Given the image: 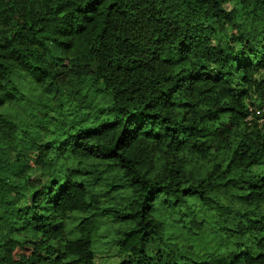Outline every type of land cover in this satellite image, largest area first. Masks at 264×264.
I'll use <instances>...</instances> for the list:
<instances>
[{"label":"clouds","instance_id":"9594fccd","mask_svg":"<svg viewBox=\"0 0 264 264\" xmlns=\"http://www.w3.org/2000/svg\"><path fill=\"white\" fill-rule=\"evenodd\" d=\"M109 2L111 10L103 0H69L73 7L99 4L92 15L103 21L108 13L109 24L121 8L136 0ZM154 3L163 7L160 0ZM165 3L167 31H157V26L138 16L140 27L130 34L135 39L131 54L153 69L140 77L143 83L130 98L108 86L114 74L100 49L87 63L95 79L85 76L74 82L78 93L70 91L71 77L66 75L85 59L78 48L62 53L64 69L58 64L49 67L53 53L61 54L54 45L34 49L40 59L31 63L49 68V75L39 83L30 68L15 63L0 76V214L7 204L29 219L45 207L49 218L62 222L46 225L48 232L28 229L36 244L21 240L41 253L46 252L44 245L55 249L46 264H63L54 259L57 252L71 250L69 260L82 257L89 250L84 241L101 236V243L92 249L101 257L97 260L93 255L95 264H119L126 258L134 264L142 261L146 257L128 250L133 244L154 259L169 253V264L173 260L228 264L241 248L253 257L264 254V246L258 244L264 241V195L250 202L241 199L250 191L248 181L259 183L264 177V0ZM131 16L129 9L126 17ZM86 20L77 18L78 23L62 26L74 30ZM96 23L91 21L86 31ZM155 35L166 39L153 44ZM97 43L93 41L94 49ZM53 72L60 75L45 97ZM222 74L227 79L215 84L204 79ZM8 93L14 95L9 98ZM184 100L191 104L181 105ZM225 105L247 109L248 115H211ZM104 128L111 131L81 142L86 132ZM244 148L248 155L241 161ZM253 156L258 160L248 166ZM124 212L143 218L139 223H121ZM14 226L0 220V256L8 258L0 264L18 260L27 264L34 259L19 255L20 244H6L9 236L16 235L9 230ZM146 227L154 229L146 239L137 234L127 247L118 243L125 231L142 232ZM229 228L237 231L230 233Z\"/></svg>","mask_w":264,"mask_h":264},{"label":"trees","instance_id":"16d2710c","mask_svg":"<svg viewBox=\"0 0 264 264\" xmlns=\"http://www.w3.org/2000/svg\"><path fill=\"white\" fill-rule=\"evenodd\" d=\"M107 3L108 9L111 10L113 3L109 0H103ZM114 2V0H113ZM43 4V7H36ZM160 4L163 7L155 5L154 0H136L134 3H129L128 8H121L116 13L117 19L113 20L110 24L106 22L108 13H105V18L101 21L98 17L93 16L92 13L96 11L99 4L85 3L83 5L77 4L74 7L69 3V0H0V76L9 69V66L13 63L20 68L28 67L31 69V75L34 81L39 83L49 75V68L43 67L40 63H31L33 59H40L39 55H34V49H47L49 44L55 46L61 54L55 56L54 61H49V67L53 64H58L61 69L67 67L65 56L62 54L69 49L78 48L81 51V55L85 57L83 63L76 69H70L66 74L71 77L68 81V87L72 93H78L79 88L74 86L75 83H79L80 79L85 76H92V69L87 67L88 59L98 54L96 49H100L106 58V64L108 70L113 73V78L109 83V87L115 86L117 91L126 97L130 98L132 94H135L141 87L143 81L140 77L151 72L152 66L145 61L138 60L136 55H132V46L135 43V39H130L131 32L139 28L137 17L143 16L148 22L157 26V31H167V25L170 21L167 19L165 12L168 9V5L165 0H160ZM54 6V7H53ZM67 9V11L65 10ZM131 10L132 16L126 17V12ZM63 12L64 15L60 16L59 13ZM51 13V14H49ZM65 17L71 18L70 21ZM87 20L79 25L74 30L63 28L64 23H78L77 18L80 21ZM97 20L94 28L89 32L86 31L88 24L91 21ZM129 33L125 35L124 33ZM107 34V35H106ZM71 38V39H69ZM166 39V38H163ZM160 35L153 37V44L163 42ZM207 39V37H205ZM99 40L96 44V48L92 47L93 41ZM141 51H144L141 49ZM155 52L156 49L152 48ZM218 51H223L218 49ZM127 52L126 57L121 53ZM111 57V60H107V57ZM166 62V61H165ZM98 67H100L98 65ZM201 67H204L203 65ZM176 69L173 68V71ZM118 74V77L115 75ZM59 72L51 73L52 79L48 81V85L45 86V97L51 94V85L53 81L59 76ZM104 79L103 75L100 77ZM162 79H167L166 75H162ZM177 79H183V77H177ZM204 79L210 81V83H218L221 79L226 80L227 75L222 74L216 77L211 75L205 76ZM9 98L14 95L13 93L7 94ZM44 98H42L43 100ZM183 106H189L191 101L184 100L180 102ZM46 103H42V107H48ZM59 106V105H58ZM223 112H235L236 115L241 118L248 115L247 109L234 108L232 105L220 106L217 112L212 113L213 117L218 113ZM47 115V113H44ZM251 126H255L254 123ZM194 127V126H193ZM111 131V128H104L100 131L86 132L81 137V142L90 140L94 137H102L105 133ZM264 146V141H261ZM248 155V149H242L240 153V160L243 161ZM258 157L253 156L247 160V165L251 166L256 163ZM232 161H229V165ZM228 181H225L227 185ZM247 187L250 189L247 196L241 197L246 202H250L253 199H258L262 195L261 189L264 188V177H260V182L248 181ZM35 196V193L33 194ZM55 203V202H53ZM49 209L42 207L39 211L34 212L29 219H25L26 213L21 209H12L7 204L3 208L2 214H0V220L12 221L14 227L9 230L14 232L15 236H9L6 244L15 246L20 244V248L17 252L21 257L25 254H30L34 257L32 260H28L27 264H46L49 256L52 252L56 251L49 245H44L46 252L41 253L37 248H29L28 243H21V240H27L31 244H36L35 240H32L31 235L28 233V229L32 232H39L43 229L44 232H48V224H62L61 221H54L47 215ZM243 216L244 213H239ZM143 217H137L134 213L124 212L120 214L119 222L131 223L135 221L139 223V220ZM19 222L18 224L15 222ZM148 221H145L147 225ZM258 222L253 221L255 226ZM52 231H58L57 228H53ZM154 229L145 228L144 231H140L138 228H132L123 233L122 240L118 241L123 247H127L128 243L135 238L137 234L141 239H146L152 234ZM230 233H235L237 230L229 228ZM102 237V236H101ZM95 239L89 238L84 241V245L89 248L82 257H76L74 260L66 259L67 256L72 255V251L69 252H57L54 259L60 261L63 260V264H95L92 260L93 255H96L92 249L94 248ZM260 246H264V241H258ZM9 253L12 252V248L6 249ZM134 251L145 259L137 260L135 264H169V253H162L157 255L155 259L153 256L148 255L144 248L137 247L135 244L128 249ZM157 252H161L157 249ZM7 257L0 256V261L7 260ZM181 259L183 255L181 254ZM17 264H25L24 260H18ZM119 264H134L131 258H126L119 262ZM171 264H178V261L173 260ZM194 264H211V262L196 261ZM228 264H264V254L258 253L255 257L250 252L241 248L237 253L232 256V259L228 261Z\"/></svg>","mask_w":264,"mask_h":264},{"label":"rangeland","instance_id":"374dc122","mask_svg":"<svg viewBox=\"0 0 264 264\" xmlns=\"http://www.w3.org/2000/svg\"><path fill=\"white\" fill-rule=\"evenodd\" d=\"M102 239H103V237H101L100 240L95 239L94 248L97 247L101 243ZM96 255H97V260H100L101 257L98 254H96Z\"/></svg>","mask_w":264,"mask_h":264}]
</instances>
